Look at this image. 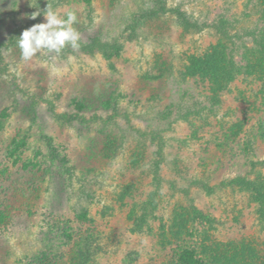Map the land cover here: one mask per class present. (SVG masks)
I'll return each instance as SVG.
<instances>
[{"label": "rangeland", "instance_id": "374dc122", "mask_svg": "<svg viewBox=\"0 0 264 264\" xmlns=\"http://www.w3.org/2000/svg\"><path fill=\"white\" fill-rule=\"evenodd\" d=\"M160 1L192 27L171 13L133 25ZM47 3L61 16L76 12L81 47L25 62L17 38L44 22L29 17ZM261 11L260 0H0V264H68L70 244L87 233L98 248L90 264H209L216 251L214 264H233L224 247L232 241L244 259H264V223L249 192L207 195L175 172L210 187L264 181V166L251 169L264 160L263 58L248 66ZM219 46L241 73L225 86L195 83L190 61ZM196 104L199 115L174 123ZM167 108L160 189L146 164ZM148 195L156 203L144 220Z\"/></svg>", "mask_w": 264, "mask_h": 264}, {"label": "trees", "instance_id": "16d2710c", "mask_svg": "<svg viewBox=\"0 0 264 264\" xmlns=\"http://www.w3.org/2000/svg\"><path fill=\"white\" fill-rule=\"evenodd\" d=\"M261 2V27L260 28H255L252 32H250L251 35V46H252V51L255 52V55L250 57L248 59V66H261V59L260 57L263 58L264 61V0H260ZM160 3L162 6H160L158 9L156 8H149L146 9L144 12L140 15H137L134 17V20L132 21L133 25H138L140 21L142 20H149V19H155L158 18L160 15H167L169 13L175 15L178 17L181 22L184 23L185 26L187 27H192L191 24H188L187 20L183 19V16L179 14L177 10H167L165 8V2H157ZM51 5V4H50ZM52 8H54V5H51ZM155 7V6H154ZM217 31L219 34H224L219 26L216 27ZM224 37V36H223ZM226 38V36L224 37ZM93 46L102 48L103 51H106L109 47H112L111 45H108L107 43L104 44H99L98 40H93ZM250 69V68H247ZM241 73L240 69V64L235 62L233 60V55L231 51L229 52L225 48H214L213 50H209L208 52L202 54L199 57H196L192 59L189 63V68H188V74L191 78H193L194 82L199 84V85H204L207 84L210 88L211 87H220L222 85H226L229 82H232L235 80V78ZM172 107V105L169 106V108ZM199 107V108H198ZM180 109V108H179ZM209 109V108H208ZM170 109L167 108L166 112L164 115L159 118V125L157 124V128L159 129L156 130V132H151L150 140L152 143H155L156 151L153 153L152 160H149V163L146 164L148 166L149 171H150V176H151V181L154 187L160 188L161 189V183H162V163L164 161V155L165 153L163 152L162 148V133L167 132L171 127H172V121L169 118V113ZM180 110L177 109V112ZM203 111V106L200 105H194L192 108L187 109L184 111L182 114L178 116L179 119L175 118L173 121L174 123H189L190 122V117L192 116H197ZM209 112H212V110H208ZM164 126V127H162ZM162 127V128H161ZM148 136L147 134L141 135V137ZM141 148L138 149L139 155H141ZM54 152V150H52ZM156 157V159H155ZM139 166L140 163L138 162H133V165L136 164ZM257 166L263 167L264 166V160L262 162H254L251 163V169L256 168ZM175 170H177L175 168ZM177 176L182 179L183 181L186 180L187 186L189 187H195L207 195H212L215 193L217 188L223 189V188H230V189H238V190H243L249 192L252 197L254 203L257 204L258 206V211L257 215L259 217V220L261 223H264V181L258 180L256 178L254 179H247L246 177H235L227 182L223 181L220 184L210 187L209 185H206V182L204 180L198 179V178H185L181 173V171L177 170L175 171ZM169 187L173 191H177L178 188L175 184L174 181L169 182ZM188 188L181 189V191L184 194L188 193ZM129 193V190H125V196ZM154 194V193H153ZM156 195V194H155ZM154 195V197H155ZM152 196V194H151ZM148 197L141 202L140 206V213H141V218L146 219L145 216H150L153 214L154 209L152 206H155L156 200L155 198ZM196 213L195 215L197 219L202 220L203 222H208L207 218H204L201 213L197 212L194 210ZM143 222V221H142ZM139 231V229H138ZM73 243L70 244L73 246L74 250V255L69 259L68 264H90L92 262V257L95 254V250L98 248L95 247V244H93L94 239L91 237V234H80L76 235ZM65 245V244H63ZM225 249L229 250L231 249L230 252H232V256L229 258V263L233 264H264V259H261L255 254H252L249 259H244V246H235L234 241L228 242L225 244ZM96 248V249H95ZM214 251H216V247H213ZM217 255V258H219V255L217 254V251L215 252L214 257ZM214 257L209 259V264H214L213 262ZM221 260V258H219ZM223 261V260H222ZM221 261V262H222ZM224 264V261H223Z\"/></svg>", "mask_w": 264, "mask_h": 264}, {"label": "clouds", "instance_id": "9594fccd", "mask_svg": "<svg viewBox=\"0 0 264 264\" xmlns=\"http://www.w3.org/2000/svg\"><path fill=\"white\" fill-rule=\"evenodd\" d=\"M41 15L44 22L23 30L17 38V47L23 61H31L34 57L45 54L56 59L65 48L79 50L81 35L75 27L78 23L75 11H68L61 16L47 3L45 9L37 8L29 18L36 20Z\"/></svg>", "mask_w": 264, "mask_h": 264}]
</instances>
